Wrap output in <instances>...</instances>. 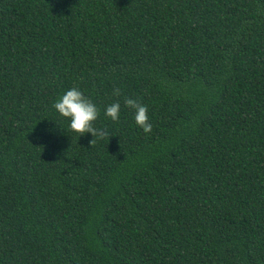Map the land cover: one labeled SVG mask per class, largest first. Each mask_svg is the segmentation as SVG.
Listing matches in <instances>:
<instances>
[{"label": "trees", "instance_id": "1", "mask_svg": "<svg viewBox=\"0 0 264 264\" xmlns=\"http://www.w3.org/2000/svg\"><path fill=\"white\" fill-rule=\"evenodd\" d=\"M0 264H264V0H0Z\"/></svg>", "mask_w": 264, "mask_h": 264}, {"label": "clouds", "instance_id": "2", "mask_svg": "<svg viewBox=\"0 0 264 264\" xmlns=\"http://www.w3.org/2000/svg\"><path fill=\"white\" fill-rule=\"evenodd\" d=\"M114 94H118V90H114ZM124 103L134 110L135 124L145 133L150 132L152 125L149 123L147 107L130 98H126ZM53 108L60 116L67 118L71 131L81 134V136L84 134H90L92 137L103 135L93 127V122L98 116L96 105L87 99L78 88L73 87L64 91L53 104ZM104 114L113 121L118 120L120 104L118 102L109 104L105 108Z\"/></svg>", "mask_w": 264, "mask_h": 264}]
</instances>
